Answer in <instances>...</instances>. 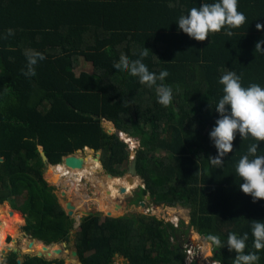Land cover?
I'll use <instances>...</instances> for the list:
<instances>
[{
	"label": "trees",
	"instance_id": "obj_1",
	"mask_svg": "<svg viewBox=\"0 0 264 264\" xmlns=\"http://www.w3.org/2000/svg\"><path fill=\"white\" fill-rule=\"evenodd\" d=\"M199 2L0 0V157H5L0 161V203L10 200L24 214L25 238L63 243L56 241L69 240L75 223L44 177L40 146L48 161L58 164L89 143L100 151L106 173L124 174L129 143L105 130L104 119L138 142L136 168L145 185L138 200L149 193L154 203L189 207L190 220L176 227L144 213L84 215L74 233L81 264H113L116 255L128 264H188L183 225L186 231L193 227L202 236L213 233L224 240L230 231H249L250 219H264V199L253 202L243 193L234 170L251 138L241 140L237 134L220 168L207 159L216 154L208 131L217 117L210 106L222 94L221 73L227 68L241 76L244 86H264V54L254 49L258 39L264 40V0H238L245 22L231 36L223 30L211 33L210 43L208 37H189L175 23ZM9 28L11 35L5 31ZM143 47L150 50L143 58L150 71H168L164 83L173 89L168 106L156 102L154 88L112 68L121 55L137 58ZM25 49L44 55L34 65V76L21 71ZM82 61L91 69L76 73ZM258 148L264 153V141ZM251 240L249 231L245 251ZM259 251V264H264V249ZM213 255L220 264H230L235 253L214 246ZM17 257L11 251L5 264H18ZM22 264L66 263L24 255Z\"/></svg>",
	"mask_w": 264,
	"mask_h": 264
},
{
	"label": "clouds",
	"instance_id": "obj_2",
	"mask_svg": "<svg viewBox=\"0 0 264 264\" xmlns=\"http://www.w3.org/2000/svg\"><path fill=\"white\" fill-rule=\"evenodd\" d=\"M237 3L238 0H200L198 7H189L186 14L182 13L175 19V23L178 29L189 37L198 41H203L208 37L210 43L211 33L223 30L224 33L231 36V30L238 28L245 22V15L238 10ZM255 28L260 30L262 28L261 23L257 22ZM5 31L9 35L12 33L10 28L5 29ZM262 43H264V40L258 39L255 42L254 49L264 54V48L261 47ZM149 51L145 47L141 48L135 59H129L128 56L121 55L112 68L114 72L127 73L136 77L138 82L145 87L154 88L156 102L163 106H168L173 100V89L164 83V78L168 76V71L166 68H161L159 72L149 70L148 66L143 62V58L147 56ZM24 55L26 64L21 71L25 76H34V65L37 64L38 60H43L44 55L35 49H25ZM217 82L222 86V94L218 97L214 106L209 105L214 107L217 117L208 131V137L216 150V154L214 156L210 155L207 159L210 164L220 168L223 163L222 158L233 149L232 141L237 134L241 140L251 138L252 142L248 145L246 152L239 156L234 165V170L235 174L240 178L239 189L243 193L250 195L252 201L256 202L258 198L264 199V153H258V143L264 141V86L254 82L244 86L241 82V76L227 68L221 73ZM126 142L130 146L131 143L128 140ZM133 148L130 146L131 150ZM76 151L69 154H76ZM67 155L62 157L60 163L64 162V158ZM53 184L55 190L62 185V183L57 184L55 182ZM140 186L144 188V181ZM144 199L142 198V201ZM161 205L167 204L161 203ZM75 212L72 215L74 219L76 216ZM82 216L84 215L81 214L79 216L80 220ZM250 220L249 231L252 240L249 250L245 251L249 239V231L240 233L230 231L224 240L217 234L208 233L202 237L205 246H216L219 248L226 246L229 252L235 253L230 260V264H259L261 255L259 250L264 249V219ZM213 247H210L212 258L214 256ZM252 249H255V251ZM212 261L218 262L215 259ZM0 264H5L2 257H0Z\"/></svg>",
	"mask_w": 264,
	"mask_h": 264
},
{
	"label": "rangeland",
	"instance_id": "obj_3",
	"mask_svg": "<svg viewBox=\"0 0 264 264\" xmlns=\"http://www.w3.org/2000/svg\"><path fill=\"white\" fill-rule=\"evenodd\" d=\"M83 69H85V70L91 69L90 63L86 62V61H82L80 66L75 69V72L79 73L80 70H83ZM108 122H111V121H108ZM108 122H107V120H103L102 121V125L105 128V130L114 129L115 126H114L113 122L110 123L111 125ZM147 128H149V126ZM122 136L126 138V134L125 133H122ZM126 139L128 141L130 139L134 141V145H133L134 148H133V150H130L131 151L130 154L132 155V154H134L135 148L137 147L138 143H137V141L134 138L128 137ZM130 146L132 147V144H130ZM87 147H91V148L94 149V147H92L91 144L87 143L83 148L78 149L76 154L81 155V156L82 155L84 156L86 154H91L93 156V155L96 154V156L100 158V154H98L99 150H95L94 149L96 153L93 154V151L92 150L89 151V148H87ZM39 149L41 150L40 147H39ZM2 160L3 161L5 160L4 156L0 157V161H2ZM127 166H128V162L122 164V168L124 169V174L122 175L123 177L126 176V174H127ZM46 172H47V168H46V165H45L43 174H44L46 180L50 184H53V182L57 183L56 180H52L51 177H49V174H47ZM107 174L108 173H106L104 168H102L101 171L94 173V175H96L98 177L97 180H95V179L91 180L90 177H92V176L89 175V177L85 178V180L83 182H81V184L79 185L80 193L81 194H86V195H84L85 197H83V200L86 201L85 202V207H86L85 211L100 212L103 215H105V213H111V214H114L115 216L116 215L118 216L119 214L120 215H127V214L129 215V214H133V213H144V214H149V213L152 214L153 213L152 208L155 205L154 202H152L150 199H146L145 198L144 199V204H141L142 200H140V201L138 200L139 194H137V193L140 192L139 191V188L141 187L140 185L136 189H133L129 193L130 195L127 194L124 197L117 196L114 199V202L117 203V206H113V207L110 206V204L108 203V201L106 199V194L108 193V191L104 190L102 188L104 183H102L100 181V178L101 177H105ZM68 187H69L68 184H66V185L62 184L56 189L57 192H58V200L63 205V207L65 209L67 208L66 205H70L71 206V205L74 204L73 202L78 203L74 199L77 194L68 193L67 192L68 191ZM64 191H66V192L64 193ZM98 197H100V198H98ZM99 199L104 201V203H102V205H99L97 203V201ZM5 202H8L10 204V200L9 201H5ZM0 204H2V203H0ZM5 206H7V205H5ZM147 208H150L151 211L147 212ZM168 208H171V207H167V211L169 213L162 206H158L157 208L155 207L154 209H155L156 213L160 217H163L165 215L166 216L165 220H167V221H170L169 217H173V215L177 213V214H182V215H179V219H180L179 220V225L181 224V220L184 221L185 225H187L189 223L188 222L190 220V208L189 207H186V206H183V205H178V207H176V208L172 207V209L175 210V211H169ZM74 211H76L75 213H77V214H79V212H80L79 209L74 210ZM82 212L83 211H81L79 215L83 214ZM171 214H173V215H171ZM18 215L17 214L14 215L15 217L17 216L15 218L16 220H15V223H14L15 230H11V231L7 232V241L11 245L10 246L8 245L9 247L5 248L1 252L0 257H2L3 259H4V256L8 255L11 251L16 252V253H18V256L20 255V256H23V257H24V255H37L38 254V253H30V252H24L23 253V252L20 251V249L18 247L16 248V247L12 246L13 244L14 245L20 244L21 242H23L24 239H32V238H25L24 237V234L26 232H25L23 226L25 225L26 221L23 219L24 220L23 223H18L17 222ZM21 215L23 216L24 214L21 213ZM24 217L25 216H23V218ZM19 219H20V217H19ZM1 225L2 224H1V218H0V229H1ZM182 228L185 231V232H182V234H181L182 244L186 248L187 247L191 248L190 257L193 260H195V262L197 264H212L213 258H212L211 249H210V246H205V243H204V241L202 239L203 236L201 234L199 235V233L193 227L189 228L187 231H186V229H187L186 226L183 225ZM14 231L19 233L18 238L12 236L11 233L14 232ZM74 233H75V228H73L70 231L69 240H67V241L59 240V241H56V242H63V243H59V244L62 247L64 245V247H66V249L69 252H72V251L75 250V244H74V236L75 235H74ZM29 234H31V233H29ZM202 251H204L203 255H202ZM55 258H62V259H64L65 263L68 262L64 257H51V258H48V259H55ZM113 264H128V262H127L126 258H124V257H122L120 255H116L115 258H114V263Z\"/></svg>",
	"mask_w": 264,
	"mask_h": 264
},
{
	"label": "bare ground",
	"instance_id": "obj_4",
	"mask_svg": "<svg viewBox=\"0 0 264 264\" xmlns=\"http://www.w3.org/2000/svg\"><path fill=\"white\" fill-rule=\"evenodd\" d=\"M108 123L110 124L111 122H108ZM123 138L126 139V138H128V136H126V138L125 137H123ZM129 142L132 144V146L134 145L133 140L130 139ZM90 150H92V149H89V151ZM78 156L80 157V160L82 162L81 167L67 168L64 166L63 163L51 164L47 168L46 173L49 174V177H51L52 180H56L57 183H58V181H61L62 184H65V185L68 184L69 185L67 192L70 194H77L74 199L78 203L73 202L74 204L71 205V206H73L72 209L73 210L79 209V211L81 212V211H85V209H86V207H85L86 201L83 200V197H85L84 195H86V194L80 193V191H79V189H80L79 185L80 184L77 182V180L74 181V176H75L74 171L78 170V171H80L79 173L85 172L87 175V178L89 177V175H91L92 176V177H90L91 180H94V179L97 180L98 177L96 175H94V173L101 171L103 167H102L100 160H98L97 158H95L91 154H86L84 156L78 155ZM52 165H54V166H52ZM67 170H69V171H67ZM66 173H68L67 176H66ZM100 181L102 183H104L102 188L104 190L108 191L107 194L105 193L106 199H107L108 203L110 204V206H112V207L117 206V203L114 202V199L117 196L124 197L125 195L129 194L133 189H136L140 185V183H142L137 178L135 179V181L133 183H130V182H128V180H126L125 176L124 177L123 176L122 177H114V176H110L108 174L105 177H101ZM98 198H100V197H98ZM97 203L99 205H102V203H104V201L99 199L97 201ZM2 204L3 205L0 204L1 205L0 206V218H1V224H2L1 229H0V254L5 248H7L11 245L7 241V232L11 231V230H15L14 223L16 220L15 218L17 216L15 217L14 215L19 214L17 222L20 220L19 217L23 218V216L21 215V212L19 210L13 209L11 207V205L4 206L5 202ZM168 210L169 211H175L172 208H168ZM80 212H79V214H80ZM75 214L77 217L80 216L77 213H75ZM174 215H176V214H174ZM14 232H16V231H14ZM12 246H14L16 248L18 247L20 249V251L23 253L24 252L38 253L37 255H42V256L44 255V256H46V258L47 257H64L68 262H70L72 264H80L79 260L77 259L78 257H76L75 252L74 251L69 252L66 249V247H64V245L62 247L59 243H54V242L44 243V241H42L38 238H32L31 240L24 239L23 242H21L20 244H16V245L13 244ZM203 252L204 251H202V255H203Z\"/></svg>",
	"mask_w": 264,
	"mask_h": 264
},
{
	"label": "water",
	"instance_id": "obj_5",
	"mask_svg": "<svg viewBox=\"0 0 264 264\" xmlns=\"http://www.w3.org/2000/svg\"><path fill=\"white\" fill-rule=\"evenodd\" d=\"M106 120V119H105ZM108 132H114L115 134H117L118 136H120L121 138H123L122 137V132L119 130V129H117V128H115L114 127V129H108L107 130ZM124 139V138H123ZM124 140H126V139H124ZM127 141V140H126ZM40 148H41V150H40V153H41V156H42V158H43V160H44V164L46 165V168H48L52 163H50L49 161H48V158H47V156L45 155V153H44V151H43V148H42V146H40ZM98 154H100V151H99V153ZM99 156V155H98ZM99 158V157H98ZM3 159V158H2ZM3 161V160H2ZM64 161H65V163L68 165V166H70V167H73V168H78V167H81V165H82V162H81V160H80V157L77 155V154H69V155H67V156H65V158H64ZM108 175H110V176H112L111 174H108ZM125 178H126V180H128V182H130V183H133L134 181H135V179L137 178V179H139L141 182H142V184H143V180L139 177V175H138V172H137V168H136V154H135V152H134V154H132V156H131V159L129 160V163H128V166H127V174H126V176H125ZM141 184V183H140ZM151 197V195L150 194H143L142 195V198H146V199H149ZM141 204H144V201H141ZM66 212L69 214V215H73L74 214V211H73V209H72V207L70 208V206L69 205H66ZM20 211V210H19ZM21 212V211H20ZM22 213V212H21ZM83 213V215H89V214H91L92 213V211H83L82 212ZM23 214V213H22ZM105 215H107V216H115V215H111L110 213H105ZM120 215V214H119ZM118 215V216H119ZM24 216V215H23ZM117 216V215H116ZM24 220H25V217H24ZM45 243V242H44ZM210 247H213V246H210ZM74 252H75V254H76V257L78 256V253H77V250H76V248H75V250H74ZM39 256H42V255H39ZM44 258H46L45 256H43ZM46 259H48V258H46ZM78 260H79V262H80V264H81V261H80V259L78 258ZM22 261H23V256H18V258H17V262H18V264H22ZM66 264H72V263H70V262H66Z\"/></svg>",
	"mask_w": 264,
	"mask_h": 264
},
{
	"label": "built area",
	"instance_id": "obj_6",
	"mask_svg": "<svg viewBox=\"0 0 264 264\" xmlns=\"http://www.w3.org/2000/svg\"><path fill=\"white\" fill-rule=\"evenodd\" d=\"M132 148H133V146H132ZM63 164H64V166L65 167H67V168H73V167H70V166H68L66 163H65V161L63 162ZM52 166H54V165H52ZM67 171H69V170H67ZM80 171H74V181H76L77 180V182L79 183V184H81V182H83L84 180H85V178H87V175H86V173L84 172V173H79ZM68 175V173H66V176ZM60 183H62L61 181H59V183H57V184H60ZM158 206H162L163 208H165V210L167 211V207H174V208H176V207H178V205H176V206H168V205H159V204H155L154 205V207L152 208V211H153V213L152 214H150V215H155V216H157V217H159V218H162V219H166V216L164 215L163 217H160L157 213H156V211H155V207L157 208ZM151 211V209L150 208H147V212H150ZM168 212V211H167ZM169 213V212H168ZM171 215H173V214H171ZM179 215H182V214H177L176 213V215H173V217H169V220H170V222L171 223H173L176 227H178L179 226ZM79 220H80V218H79V216L77 217V216H75V223H74V227H77V225H78V223H79ZM165 221H167V220H165ZM186 252H187V259H186V261H187V263L188 264H190L192 261H193V259L190 257V253H191V248L190 247H187L186 248ZM212 264H219L218 262H215V261H212Z\"/></svg>",
	"mask_w": 264,
	"mask_h": 264
},
{
	"label": "flooded vegetation",
	"instance_id": "obj_7",
	"mask_svg": "<svg viewBox=\"0 0 264 264\" xmlns=\"http://www.w3.org/2000/svg\"><path fill=\"white\" fill-rule=\"evenodd\" d=\"M147 194H148V193H147ZM142 195H143V194H141V198H142ZM149 199L151 200V197H150ZM92 213H94V212L92 211ZM119 216H120V215H119ZM209 252H210V251H209Z\"/></svg>",
	"mask_w": 264,
	"mask_h": 264
},
{
	"label": "crops",
	"instance_id": "obj_8",
	"mask_svg": "<svg viewBox=\"0 0 264 264\" xmlns=\"http://www.w3.org/2000/svg\"><path fill=\"white\" fill-rule=\"evenodd\" d=\"M77 152V151H76ZM45 166V165H44ZM45 177V176H44ZM46 179V178H45ZM55 193H57L58 194V192L55 190ZM211 249V248H210ZM212 251V250H211Z\"/></svg>",
	"mask_w": 264,
	"mask_h": 264
}]
</instances>
